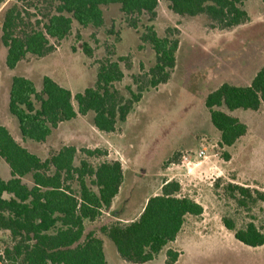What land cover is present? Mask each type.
<instances>
[{"label":"trees","instance_id":"obj_1","mask_svg":"<svg viewBox=\"0 0 264 264\" xmlns=\"http://www.w3.org/2000/svg\"><path fill=\"white\" fill-rule=\"evenodd\" d=\"M162 1L179 16H206L218 30H232L250 21L244 9L248 0H0L1 41L8 50L6 65L10 70L28 55L43 58L51 54L52 41L65 40L75 22L83 28H102L104 8L112 5L120 7L130 28H145L141 41L152 47L156 57L149 71L132 77L136 90L127 87L129 96L116 87L125 78L120 62L126 58L102 61L95 86L75 97L47 76L41 91L32 80L14 77L8 108L23 140L44 143L60 124L91 112L100 132L113 133L119 123L127 121L147 91L167 84L177 65L180 39L176 29L159 37L152 24ZM32 9L35 14L30 13ZM85 52L92 55L91 47L85 45ZM205 106L213 126L221 133V146L233 147L247 134L248 126L232 113L257 112L264 107V66L248 86L222 84L208 94ZM82 152L89 158L106 155L101 149ZM77 154L76 147L64 146L42 160L0 124V160L11 170L8 180L0 175V231L11 234L12 244L4 249L9 264H108L103 239L94 232L86 233L85 222H95L104 210L111 209L124 183L123 166L120 161L94 166L88 160L76 165ZM181 190L178 181L166 182L161 194L149 198L139 218L126 225L102 228L122 260L132 264L153 262L177 241L188 216L203 215V206L182 196ZM226 191L240 208L249 210L257 203L250 188L230 183ZM258 194L264 200V195ZM223 222L243 245L264 246V224L252 221L238 228L232 218L225 217ZM166 254L167 264L177 263L180 253L169 249Z\"/></svg>","mask_w":264,"mask_h":264},{"label":"rangeland","instance_id":"obj_2","mask_svg":"<svg viewBox=\"0 0 264 264\" xmlns=\"http://www.w3.org/2000/svg\"><path fill=\"white\" fill-rule=\"evenodd\" d=\"M244 9L250 16L248 23L232 30H218L212 28L206 16H179L168 2L162 1L152 24L159 37L176 29L180 39L177 65L170 81L147 91L127 121L119 123L113 133L100 132L93 124L91 112L61 124L44 143L23 140L18 122L9 112L14 77L32 80L41 91L42 80L47 76L75 97L95 86L102 61L126 58L120 62L125 78L116 87L129 96L127 87L136 90L132 77L154 66L155 52L141 41L145 28H130L120 7L112 5L104 8L102 28H83L75 22L65 40L52 41L51 54L43 58L28 55L10 70L0 22V124L42 160L64 146H74L78 149L76 165L82 160L94 166L122 163L124 183L111 209L104 210L95 222H85L86 233L94 232L103 239L108 264H124V260L102 228L126 225L139 218L147 198L161 194L162 186L169 181H178L181 195L200 203L204 213L200 217L188 216L177 241L145 264H167L169 249L180 253L175 264H264V246L243 245L223 222L225 217L232 218L238 228L252 221L264 224V200L258 194L264 195V107L257 112L234 111L232 115L248 126V132L233 147H222L221 133L213 126L205 106L208 94L222 84L248 86L264 66V0H248ZM30 13L36 11L32 9ZM85 45L91 47L92 55L85 52ZM73 104L78 110L74 99ZM204 148L207 157L199 158L198 153ZM83 149H101L106 155L89 158ZM186 157L190 161L186 162ZM0 175L3 180L11 177L10 167L3 160ZM25 182L31 181L26 178ZM230 183L250 188L256 205L249 210L240 208L227 194ZM0 241V264H9L4 249L12 244L10 232L0 231Z\"/></svg>","mask_w":264,"mask_h":264},{"label":"built area","instance_id":"obj_3","mask_svg":"<svg viewBox=\"0 0 264 264\" xmlns=\"http://www.w3.org/2000/svg\"><path fill=\"white\" fill-rule=\"evenodd\" d=\"M206 151H207L206 148L202 149V150L198 153V157H199V158H206V157H207V153H206ZM184 160H185L186 162H187V161H190V159L187 158V157H186Z\"/></svg>","mask_w":264,"mask_h":264},{"label":"crops","instance_id":"obj_4","mask_svg":"<svg viewBox=\"0 0 264 264\" xmlns=\"http://www.w3.org/2000/svg\"><path fill=\"white\" fill-rule=\"evenodd\" d=\"M62 124H63V123H62ZM60 125H61V124H60ZM60 125H59V126H60ZM148 200H149V198H147V200H146V202H145V204H144V207L146 206ZM143 210H144V208H143ZM177 239H178V238H177ZM107 262H108V261H107ZM125 262H126V261H124V264H125ZM119 264H120V263H119ZM121 264H122V263H121Z\"/></svg>","mask_w":264,"mask_h":264}]
</instances>
